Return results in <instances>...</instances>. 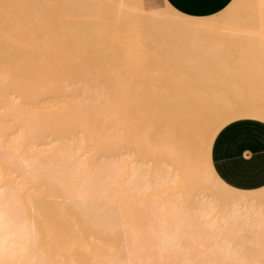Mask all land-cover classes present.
Returning a JSON list of instances; mask_svg holds the SVG:
<instances>
[{
	"label": "bare ground",
	"instance_id": "obj_1",
	"mask_svg": "<svg viewBox=\"0 0 264 264\" xmlns=\"http://www.w3.org/2000/svg\"><path fill=\"white\" fill-rule=\"evenodd\" d=\"M240 119L264 0H0V264H264V186L212 163Z\"/></svg>",
	"mask_w": 264,
	"mask_h": 264
},
{
	"label": "crops",
	"instance_id": "obj_2",
	"mask_svg": "<svg viewBox=\"0 0 264 264\" xmlns=\"http://www.w3.org/2000/svg\"><path fill=\"white\" fill-rule=\"evenodd\" d=\"M182 13L212 16L232 0H167ZM212 163L219 177L232 187L253 190L264 186V122L240 119L225 126L212 147Z\"/></svg>",
	"mask_w": 264,
	"mask_h": 264
},
{
	"label": "rangeland",
	"instance_id": "obj_3",
	"mask_svg": "<svg viewBox=\"0 0 264 264\" xmlns=\"http://www.w3.org/2000/svg\"><path fill=\"white\" fill-rule=\"evenodd\" d=\"M160 3H161V0H158ZM152 47H154V46H152Z\"/></svg>",
	"mask_w": 264,
	"mask_h": 264
}]
</instances>
